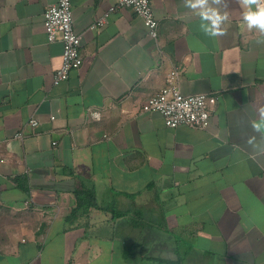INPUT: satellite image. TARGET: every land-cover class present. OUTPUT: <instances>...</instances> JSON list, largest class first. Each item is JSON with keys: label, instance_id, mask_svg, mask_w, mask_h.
<instances>
[{"label": "crops", "instance_id": "crops-1", "mask_svg": "<svg viewBox=\"0 0 264 264\" xmlns=\"http://www.w3.org/2000/svg\"><path fill=\"white\" fill-rule=\"evenodd\" d=\"M54 2L0 0V264H264V37L238 0L215 38L150 0L156 41L116 0H70L82 64L58 85ZM173 66L183 95L216 97L205 128L141 111ZM82 188L96 206L74 213Z\"/></svg>", "mask_w": 264, "mask_h": 264}, {"label": "built area", "instance_id": "built-area-1", "mask_svg": "<svg viewBox=\"0 0 264 264\" xmlns=\"http://www.w3.org/2000/svg\"><path fill=\"white\" fill-rule=\"evenodd\" d=\"M119 7L130 8L145 24L150 36L158 38L157 20L154 17L150 0H116L110 7L113 11ZM44 29L49 42L59 39L62 42L60 68L54 73L53 84L66 81L72 70L82 64L81 38L73 29V17L70 0H56L46 5L43 12ZM104 17L98 19L91 27L101 26ZM180 67L173 66L166 75V85L142 106V112L158 113L162 116L166 127L175 128L185 124L196 128H205L209 123L210 113L216 102V97L207 93L183 95L177 86ZM96 118L98 113H93ZM54 117H51L53 119ZM37 127L38 122L30 119L28 123ZM18 138L22 133L16 134Z\"/></svg>", "mask_w": 264, "mask_h": 264}, {"label": "clouds", "instance_id": "clouds-1", "mask_svg": "<svg viewBox=\"0 0 264 264\" xmlns=\"http://www.w3.org/2000/svg\"><path fill=\"white\" fill-rule=\"evenodd\" d=\"M238 2L243 9V24L249 31L255 30L264 37V0H238ZM183 6L200 18V29L205 35L215 38L226 34L224 25L229 17L227 12H221V7H227L225 0H183ZM259 42L264 43V39ZM258 115L259 120L252 122V128L264 136V108L259 110ZM252 139L249 143H252Z\"/></svg>", "mask_w": 264, "mask_h": 264}, {"label": "trees", "instance_id": "trees-1", "mask_svg": "<svg viewBox=\"0 0 264 264\" xmlns=\"http://www.w3.org/2000/svg\"><path fill=\"white\" fill-rule=\"evenodd\" d=\"M75 195L77 199V208L73 210L74 213L82 209H85L86 212H89V208H95V198L91 190H88L87 188H82L81 190L75 192ZM160 263L161 261L159 262V264Z\"/></svg>", "mask_w": 264, "mask_h": 264}]
</instances>
